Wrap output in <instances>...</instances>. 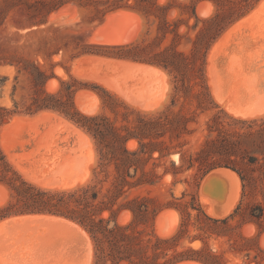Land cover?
<instances>
[{
  "label": "trees",
  "instance_id": "trees-1",
  "mask_svg": "<svg viewBox=\"0 0 264 264\" xmlns=\"http://www.w3.org/2000/svg\"><path fill=\"white\" fill-rule=\"evenodd\" d=\"M260 0H133L101 10L126 7L144 19L146 36L119 45L120 57L163 69L170 77L169 100L154 111L139 110L98 84L61 80L55 92L45 89L47 74L29 61L18 71L29 77V93L12 108L0 105V129L16 114L58 112L89 134L98 158L91 179L70 190H46L21 177L9 164L0 145V182L9 199L0 205V220L9 216L41 214L62 217L81 226L93 243V264H227L225 251L208 246L212 235H228L248 221L264 230V191L248 204L264 178V115L243 118L229 114L215 101L206 75L209 50L221 33L249 13ZM210 4L207 15L198 6ZM78 84L80 86H78ZM81 87L100 99L94 113L80 111L75 94ZM134 142L135 144H133ZM216 167L234 170L242 183V200L226 217L207 214L195 193L185 191L167 206L180 213L177 230L162 238L145 226L159 212L154 199L134 192L159 183L166 175L172 184L190 170L201 178ZM3 206V207H2ZM130 219L118 221L120 213ZM124 215H122L123 217ZM239 217L238 224L231 221ZM122 220V222H121ZM190 227L197 231L190 235ZM200 241L198 249L192 248ZM248 239L233 249L247 251ZM191 242V246L179 245ZM256 245V243H255ZM248 255V253H246Z\"/></svg>",
  "mask_w": 264,
  "mask_h": 264
},
{
  "label": "rangeland",
  "instance_id": "rangeland-1",
  "mask_svg": "<svg viewBox=\"0 0 264 264\" xmlns=\"http://www.w3.org/2000/svg\"><path fill=\"white\" fill-rule=\"evenodd\" d=\"M126 1L127 3L133 2V0ZM123 2H125V0H0V105L7 108L13 107L11 99L13 85L15 86L13 99L22 103L27 98L30 91L28 75L22 70L18 71V68L15 67V65L9 64V62H13L20 67L23 65L24 61L32 62L47 74L48 80L45 84V89L49 92H55L58 89L61 80H70L73 78L80 84H98L115 94L120 99L124 100L129 105L142 111L157 110L168 102L171 90V80L169 75L163 69L153 65L133 61L131 59L122 58L119 55L122 52L119 45L121 46L138 42L146 36L143 17L133 9L126 7L111 10L103 17H100L101 12L98 13L96 11V8L104 10L105 8L114 7L117 4H122ZM200 5L198 6V9L205 13H202V15L210 13L212 9L210 4L202 3V7H200ZM119 9H126L137 13V16L135 15L134 17V19L138 17L136 21L134 20L136 26H138L135 31V38L133 37L131 40L127 41V43L125 42L126 44L97 42L95 40L97 28L104 23L107 14ZM140 21L141 23H139ZM88 55H92L91 57L97 58V60L91 63L86 70L91 71L95 75H99L101 73L110 74L111 79L108 82L113 84L116 83V85L120 84V89L107 86L104 81H97L95 78H88L84 77V75H79V68L76 66L74 69L75 63L80 57ZM128 64L134 65L139 69L127 66ZM208 64L209 61L207 57L206 75L211 90V85L209 83L210 78L208 75ZM152 69L155 70L153 71ZM123 74L126 75V78ZM142 74H144V76ZM78 86L80 85L78 84ZM242 86L230 89L227 94H230L229 96L233 98L226 97V99L232 100L240 107L246 104H251V102L252 105L264 103V81L261 85V91L257 95L251 96L253 97V100L251 97L244 99V97L239 96V90L243 89ZM111 88H114L115 90L113 89V91ZM236 90L238 94L236 93ZM79 91L93 93L90 89L85 87L78 89L76 94ZM94 99L96 102L92 100L91 95L83 96L82 99V102L85 105H94V111L92 113L96 112L100 107L99 97L96 95ZM215 101L221 108L227 111L221 102L216 99ZM44 111H46L47 114L34 121L37 128L36 133L32 132L28 123L25 125L26 122L20 123L17 127H15V129L12 128L11 131L14 133L11 131L8 132V153L17 151L21 152V154L16 155L21 157L20 162L23 164V167L32 174L49 176V183L51 186H54V184L56 186L59 182V185L62 186L61 182L65 180L64 177L69 180L70 184L68 183L66 187L62 188L50 187L49 183L44 186V184H39L35 181L26 179L19 169L13 165L11 159L8 158L10 157L9 154L2 149L6 155L7 161L23 179L46 190H70L78 185L87 183L92 177V171L98 158L97 149L92 137L89 134H87L88 136L78 134L79 132H76L74 130L75 128H73V126L76 127V125L58 112L50 110ZM227 112L233 115L229 111ZM37 113L16 114L4 124L10 123L13 117L18 116L22 117V120H25L27 117L31 118ZM261 115H264V112L256 116ZM29 134H32V136H29ZM33 135H36V139L39 138V136L43 138V141L45 142L44 145L39 147L34 146L31 142ZM48 138L50 139L49 141L47 140ZM52 173L55 175H52ZM81 177H84L83 180ZM202 178L203 176L199 178L194 175L193 170H190L180 174L176 184H172V177L170 175H166L154 186L137 189L134 192L135 194L146 195L153 198L154 204H152V206H157L159 209L155 219L152 221L150 220L145 226H143L145 230L147 232H156V234L162 238L170 237L173 233H175L179 226L180 213L175 208L169 207L166 204L169 201L177 202L174 198L180 197L183 191L186 193V196L182 199L183 202L189 200L190 194L195 193L207 214L211 215L213 206L208 204L209 199L206 197L205 200H203L204 202H202L200 198L199 186ZM53 179H56V182ZM48 185L49 187H47ZM219 191L222 192L220 187ZM262 191H264V178L262 183L258 185L255 194H249L244 199V202L250 204L253 201L261 200ZM242 192L243 188L240 181V187L235 188L236 200L233 203L234 206L231 205L229 207L230 210L228 209L230 213L227 210V213H223L224 215H213L212 213L213 216H211L215 218H223L231 214L237 204L242 200ZM4 198V201H2L0 205L5 204L9 199L8 189L6 190ZM220 205L221 204L219 203L217 206ZM171 209L175 211V214ZM160 212H163V216L159 222H157V216ZM122 215L123 212L118 216V221L122 219ZM123 218L124 222L122 223L127 222L130 219V214L124 215ZM238 220L239 217H236L231 221V224L233 226L237 225L239 223ZM158 224L161 225L159 226ZM173 224L174 228L170 232L166 233L167 236H165L166 234H162V236L159 233L160 231L164 233V230L172 227ZM12 225L14 224H11V226ZM58 226L66 230L70 229L68 235L74 239L78 246L79 259H81L80 261H86L85 263L88 262L87 264H93V243L90 237L87 238L85 234H83L75 226L69 227L63 222H60ZM6 227H10V225H6ZM195 232L197 231L194 227H190L189 234L192 235L195 234ZM263 232L264 230L260 231L254 222L248 221L241 227H236L231 238L228 235H212L208 238V246L216 251H225L224 259L227 261V264H264V246L261 244L263 241L260 240V236ZM5 235L6 231L3 232L1 238ZM248 239L253 240L249 243L250 249L247 251H237L231 247L233 246L236 248L238 244L244 243V241ZM89 242L91 243V249L88 247ZM198 242L199 244L196 247L191 246V242L187 241L183 245L180 244L178 248L181 249L184 245H188L194 249H198L201 246V242ZM7 247H9L11 251ZM31 247L32 246L27 241H24L19 237H12L9 241H7V243L0 244V252L5 260V264H7L8 261H10L11 264L12 262L15 264V260H18L19 258L18 256L24 257L26 254L25 252L29 251ZM246 253H248V255Z\"/></svg>",
  "mask_w": 264,
  "mask_h": 264
},
{
  "label": "bare ground",
  "instance_id": "bare-ground-1",
  "mask_svg": "<svg viewBox=\"0 0 264 264\" xmlns=\"http://www.w3.org/2000/svg\"><path fill=\"white\" fill-rule=\"evenodd\" d=\"M198 11L201 13L200 15H202V13H204L203 11H200L199 9H198ZM135 15L137 16L136 12L126 10V9L125 10L119 9L117 11H114L112 13L107 14L105 17L104 23L101 26H99L96 30L95 40L97 42H100V43H125V42L127 43V41L131 40L134 37V35L136 33L135 32L136 27H138V26H136V23H135V21H136V19H138V17L136 19H134ZM117 16H121V17L116 18ZM139 23H141V21ZM125 27L127 28L128 32L124 36L122 29H124ZM85 57L89 58L87 63L84 64L82 67H77V68H79V71H78L79 75H81V76L84 75V77H88V78H95V79H97V81L98 80L104 81V83L107 86L115 87L116 89H120L119 88L120 84L116 85V83L113 84L111 82H108L111 79L110 74L101 73L99 75H95L91 71L86 70V68L91 63H93L95 60H97V58H92L91 56L80 57L78 59V61L75 63L74 69L76 68V66L78 65L80 60L84 59ZM208 61H209L208 75L210 78L209 83L211 85V90H212L213 96L214 97L216 96L215 99L218 100L219 102H221L227 111H229L233 115L243 117V118L253 117V116H256V115L264 112V103L252 105V102H251V104H246V105L240 107L237 104H235L232 100L226 99V97L227 98H233V97H230L229 96L230 94L228 95L227 93L229 92L230 89H233L234 87H237V86L244 85V86H242L243 89L239 90L240 91L239 96L244 97V99L247 97L257 95L262 89L261 85L264 81V0H260L249 13H247L245 16H243L240 19H238L237 21H235L233 24H231L229 27H227L221 33V35L215 40V42L212 44V46L209 50ZM127 66H130L132 68L136 67V66L131 65V64H128ZM136 68H138V67H136ZM125 72H126V70H125ZM136 72H138V71H136ZM139 72H141V71H139ZM147 73H148V71H147ZM161 73H163V72H161ZM142 75L144 76V74H142ZM123 76L125 77L126 75L123 74ZM135 77H137V76H135ZM129 78H130V76H129ZM122 79H123V77H122ZM133 79H135V78H133ZM140 80H142V79H140ZM113 81H115V80H113ZM113 89L114 88H111V90H113ZM233 93H235V92H233ZM236 93H237V90H236ZM82 95L83 96L91 95L92 100L94 102H96L94 99L96 95L94 93L87 92V91H79L76 94V98H75L77 107L79 106L78 109L80 111H82L84 113H92L94 111V105H92V104L85 105L81 99ZM121 97H122V95H121ZM138 97H139V95H138ZM128 98H129V96H128ZM251 98L253 100V97H251ZM255 101H257V100H255ZM129 102H130V100H129ZM239 102H240V99H239ZM158 103H159V101H158ZM240 104H242V103H240ZM242 109H245V110H242ZM46 114H47L46 111H41L31 118L27 117L25 120H22L21 119L22 117H18V116L13 117V119L10 121V123L4 124L1 128V131H0L1 148L5 152L8 153V147H9L8 146V142H9L8 141V132L11 131L12 128L15 129V127H17L20 123L26 122L25 125L28 123V125H30V127L32 129V132L36 133L37 128L35 126L34 121L36 119H40L41 117L45 116ZM20 126H22V125H20ZM59 128H61V127H59ZM73 128H75L74 130L76 132H79L78 134L88 136L85 132H83L79 128H77L75 126H73ZM11 132L14 133L13 131H11ZM32 134H29V136H32ZM35 136L33 135V137H32L33 141L31 140L33 145L38 146V147L43 146L45 143L43 141V138H41L39 136V138L36 139ZM53 137H54V135H53ZM33 138H35V139H33ZM47 140L49 141L50 139L48 138ZM132 143L135 144L134 142H132ZM8 154L10 156L8 158L11 159V162L13 163V165L19 169V171L23 174V176L26 179L35 181L39 184H44V186H45V184H48L50 182L49 176H45V175L39 176L36 174H32L23 167V164L20 162L21 157L17 156L18 154H21V152H19V151L13 152V153L9 152ZM53 174L54 173H52V175ZM50 177H52V176H50ZM54 178H55V176H54ZM81 178L83 180L84 177H81ZM224 178L226 180L230 181L234 185L233 188L234 187L235 188L240 187V178L236 173L231 172V171H227L224 174ZM64 179L65 180L63 182H61L62 186L59 185L60 182L58 184L59 186L58 185L55 186V184H54V186H51L50 183H49V185H50V187H60V188L66 187L67 184L69 183V180H67L65 177H64ZM202 182H201V186H200L199 190H200V196H201L200 198H201L202 202H204L203 200H205L206 196L201 195ZM78 183H80V182H78ZM49 185L47 187H49ZM235 188H234L233 198L230 202H228V207H226L224 212H226L231 205L234 206L233 203L236 200L235 199L236 198ZM218 190H219V188H218ZM216 192H218V194H217L218 197L220 195H222L221 191H216ZM219 199L220 198H218V200ZM206 201H207V199H206ZM209 201L210 200H208V204L212 205V203ZM205 206H207V205H205ZM229 210H228V212H229ZM172 211H171V213H172ZM166 212H164V213H166ZM224 212H222L221 214H214L213 213V215H222ZM173 213L175 214V211H173ZM123 215H125V213H123ZM211 215H212V213H211ZM162 216H163V212H160L159 215L157 216V222H159V220L161 219ZM122 219H124V218L122 217ZM60 222L66 223L67 226H69V227L70 226L77 227L83 234H85V236L87 238H89L88 234L81 227H79L77 224H75L69 220H66L64 218L51 216V215H41V214H30V215H28V214H26V215L11 216V217L2 219L0 221V244L7 243V241H9L12 237H19L22 240L30 243V245L32 246L31 249L29 251L25 252L26 254L24 257L18 256L19 258H18V260H15L16 261L15 264H87L88 262L87 263H85L86 261L81 262L80 261L81 259H79L78 246L75 243L74 239L68 235V233L70 232V229L66 230L64 228L59 227L58 224ZM121 222H122V220H121ZM11 224H14V225L11 226ZM6 225H10V227H6ZM173 228H174V224L172 227L164 230V233H162L161 231L159 233L161 235L162 234L164 235V234L170 232ZM162 229H164V228H162ZM4 231H6V235L3 238H1V235L3 234ZM165 236H167V234ZM198 244H199L198 241H194L191 245L193 247H196ZM261 244H262V246H264V241ZM88 247H89V249H91L90 248L91 247L90 242H89ZM7 248L10 250L9 247H7ZM0 264H5V260L2 256L1 252H0ZM7 264H11L10 261H8ZM12 264H13V262H12ZM177 264H201V263L197 262V261H182V262H179Z\"/></svg>",
  "mask_w": 264,
  "mask_h": 264
},
{
  "label": "water",
  "instance_id": "water-1",
  "mask_svg": "<svg viewBox=\"0 0 264 264\" xmlns=\"http://www.w3.org/2000/svg\"><path fill=\"white\" fill-rule=\"evenodd\" d=\"M200 7H202V4L200 5ZM120 17L121 16H117L116 18H120ZM122 32L125 36V34H127L128 32L127 28L125 27L124 29H122ZM88 56H92V55H88ZM88 59H89L88 57H85L84 59L80 60L77 67H82L84 64L87 63ZM81 99H83V95ZM227 171L236 173L234 170L227 167H216L205 173L202 178L203 182L201 181L202 182L201 195L206 196L210 200V202L213 205L212 213L214 214H221L222 212H224L226 207H228V202L232 200L234 195L233 184L224 178V174ZM219 187L220 189H222V195L218 197L217 196L218 192L216 191H219L218 190ZM6 190L7 187L0 182V203L4 200ZM218 198L220 199L218 200ZM219 203L222 205L217 206ZM263 234L264 232L260 236V240L262 241H264Z\"/></svg>",
  "mask_w": 264,
  "mask_h": 264
}]
</instances>
